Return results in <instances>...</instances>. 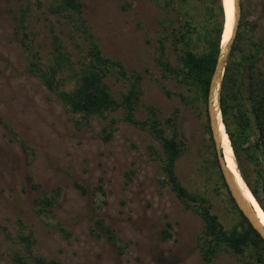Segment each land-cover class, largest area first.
Segmentation results:
<instances>
[{
    "label": "rangeland",
    "instance_id": "rangeland-1",
    "mask_svg": "<svg viewBox=\"0 0 264 264\" xmlns=\"http://www.w3.org/2000/svg\"><path fill=\"white\" fill-rule=\"evenodd\" d=\"M81 1L84 22L50 13L49 0H0V264H13L14 252L23 253L29 264H35L34 257L56 264H202L195 248L202 222L159 181L160 162L151 151L161 147L150 130L124 121L122 108L83 119L29 71L21 31L15 33L14 15L21 6L28 7L24 30L41 61L55 34L73 67L85 60L90 39L122 62L125 76L113 70L106 76L117 98L128 89L131 74H138L135 116L150 117L151 108L161 120L177 114L183 140L174 163L179 181L205 195L226 228L238 221L212 162L204 113L184 104L180 92L187 93L185 87L164 76L154 61L153 8L145 0ZM240 5L264 44V0H240ZM262 55L264 66V49ZM66 74L64 68L58 75ZM68 86L64 81L62 87ZM107 124L113 127L110 140L101 136ZM74 179L88 187L87 194L73 185ZM56 186L50 216L38 215L39 193ZM98 217L125 240L120 250L91 232ZM165 227L171 232L166 240ZM23 235H30L28 243ZM244 258L247 262L224 252L215 264H251Z\"/></svg>",
    "mask_w": 264,
    "mask_h": 264
},
{
    "label": "trees",
    "instance_id": "trees-1",
    "mask_svg": "<svg viewBox=\"0 0 264 264\" xmlns=\"http://www.w3.org/2000/svg\"><path fill=\"white\" fill-rule=\"evenodd\" d=\"M153 8L152 35L154 41V61L164 76L175 78L187 93L180 92L185 105H192L197 114L205 115V130L212 148L215 167L218 168L222 185L226 187L238 221L226 228L211 209L209 199L189 191L178 179L174 163L182 152L183 140L178 131L176 113L163 120L154 114L138 119L134 112L139 100L138 74H131L130 85L115 97L106 80L107 73L125 76L126 71L119 59L105 55L97 42L88 40L85 60L73 67L68 53L63 50L60 39L54 34L52 49L46 59L41 61L37 49L24 30L28 7H20L15 18V33L21 31L19 39L30 57L29 71L36 75L55 92L60 102L73 114L85 119L91 116H105V113L118 108L123 109V120L148 128L160 144L161 151L152 147V153L160 162L162 184H167L177 198L198 215L202 222L195 238V248L202 264H215L224 252L241 261L245 256L251 264H264V239L252 228L247 218L234 202L220 171L207 116V94L209 82L222 41L224 29V7L222 0H145ZM48 11L63 17L85 21L81 0H49ZM256 25L248 21L241 11L238 28L224 68L219 89V107L222 121L231 146L234 161L244 183L264 212V66L262 38L255 35ZM174 55V59L171 58ZM64 68L68 74L58 75ZM64 81L69 85L62 87ZM170 127L171 133L166 129ZM112 128V129H111ZM104 140H110L113 127L104 125L101 129ZM73 185L87 194L88 187L77 179ZM101 189V185L96 186ZM59 187L44 190L36 200V213L50 216L52 205L56 202ZM167 226H170L167 223ZM63 230L62 227H59ZM96 237H104L118 250L119 242L126 243L118 236L102 217L95 218L90 226ZM162 238L171 237L165 227ZM29 242L30 235L20 237ZM119 254V252H118ZM13 264H29L23 253L14 252ZM35 264H56L54 259L34 257ZM247 262V261H246Z\"/></svg>",
    "mask_w": 264,
    "mask_h": 264
},
{
    "label": "water",
    "instance_id": "water-1",
    "mask_svg": "<svg viewBox=\"0 0 264 264\" xmlns=\"http://www.w3.org/2000/svg\"><path fill=\"white\" fill-rule=\"evenodd\" d=\"M240 16H241L240 0H234V17H233L231 33L224 44L220 43V50L209 82L206 108H207V116H208L211 136L213 139L214 148L218 160V165L222 173V176L224 178V181L227 185V189L230 192V195L232 196L237 207L240 209V211L243 213V215L247 218V220L251 224L252 228H254L259 233V235L264 239V226L260 223L259 219L257 218L254 209L242 196L240 190L236 186L233 175L226 167V163L224 162L223 153L221 149V139L219 136V122L223 125L225 131V127L222 121L220 107H219V89L222 81L224 68L227 62L228 54L231 49L232 42L238 28ZM224 23H225V19H224ZM216 90H217V106L220 116L219 119L217 118V112L215 111V107H214V98H215L214 95Z\"/></svg>",
    "mask_w": 264,
    "mask_h": 264
},
{
    "label": "bare ground",
    "instance_id": "bare-ground-1",
    "mask_svg": "<svg viewBox=\"0 0 264 264\" xmlns=\"http://www.w3.org/2000/svg\"><path fill=\"white\" fill-rule=\"evenodd\" d=\"M222 5L224 7V12H225V17H224L225 23H224V29L222 32L221 43L224 44L225 41L228 39L231 33V29H232V23H233V17H234V0H222ZM214 97H215L214 107H215V111L217 112V118L219 119L220 116H219V111H218V106H217V90L215 91ZM219 136L221 139V149L223 153L224 162L226 163V167L229 169V171L233 175L236 186L240 190L242 196L249 203V205L254 209L257 215V218L259 219L260 223L264 226V212L259 206L254 196L252 195V193L250 192V190L248 189L247 185L244 183L239 172L237 171L227 134L225 133L223 125L220 122H219Z\"/></svg>",
    "mask_w": 264,
    "mask_h": 264
}]
</instances>
